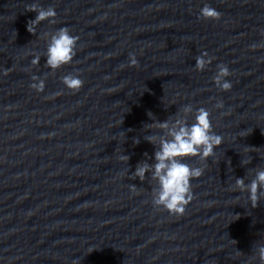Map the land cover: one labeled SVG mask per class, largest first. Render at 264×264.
<instances>
[{
	"label": "water",
	"instance_id": "obj_1",
	"mask_svg": "<svg viewBox=\"0 0 264 264\" xmlns=\"http://www.w3.org/2000/svg\"><path fill=\"white\" fill-rule=\"evenodd\" d=\"M205 5L219 16L202 17ZM34 7L54 8L55 23L29 32ZM61 27L78 37L76 55L52 71L47 39ZM217 65L228 91L214 84ZM69 74L78 90L63 84ZM188 104L209 112L222 143L206 161L184 160L203 172L175 215L152 203L151 171L133 173L155 163L166 134L148 125L184 118ZM258 169L264 0H0V264H261L264 197L253 207L235 188Z\"/></svg>",
	"mask_w": 264,
	"mask_h": 264
},
{
	"label": "clouds",
	"instance_id": "obj_2",
	"mask_svg": "<svg viewBox=\"0 0 264 264\" xmlns=\"http://www.w3.org/2000/svg\"><path fill=\"white\" fill-rule=\"evenodd\" d=\"M32 11L37 13L35 19L27 30L35 32V26L41 21L48 20L49 23H55L56 11L52 7L33 8ZM200 15L204 18H217L219 13L205 5L200 9ZM78 37L70 34L67 27H61L51 34L47 39V48L45 52L46 66L54 71L62 65L68 64L76 55L75 47ZM130 55L131 63L135 64V58ZM203 53L195 58V68L204 70L205 66L211 63L210 57ZM40 54H34L31 63L38 65ZM217 72L213 77L214 84L221 91H228L232 88V83L226 79L230 76L229 69L226 66L217 65ZM34 83L30 85L37 92H42L45 88L44 79H40L33 75ZM62 82L66 88L70 90H78L82 86V80L78 76L66 75L62 77ZM217 108H222L223 103L218 101ZM181 111L185 114L184 118L176 119L171 124L165 120L163 122L155 121L148 125L149 128L156 127L166 130V134H162L159 138L158 150L154 152L153 158L155 163L149 165L141 163L137 166L133 177L144 179L145 174L151 171L152 178L157 181L158 188L152 193V203L167 210L170 214L181 215L185 211V207L192 200L191 184L193 178L202 175L201 167H190L184 160L189 157H199L201 161L214 156V149L221 145L222 137L212 131L209 112L204 108L193 109L191 104L183 106ZM188 114H192L191 123L186 118ZM152 116L151 112L148 113ZM150 143H155L157 137L154 135L146 136ZM134 143L139 140L134 138ZM121 160H126V155H121ZM249 161H243L248 163ZM130 189L135 191V185H129ZM235 188L241 192L248 193V199L253 207L261 197H264V169L255 171L254 178L250 183L245 184L243 178L235 180ZM258 257L261 264H264V245L257 248ZM79 259L74 260L73 264H77Z\"/></svg>",
	"mask_w": 264,
	"mask_h": 264
}]
</instances>
